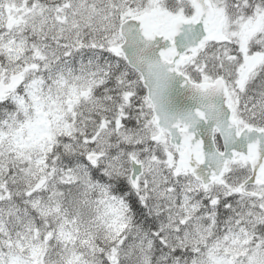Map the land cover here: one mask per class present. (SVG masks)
Here are the masks:
<instances>
[{
	"label": "snow or ice",
	"instance_id": "obj_1",
	"mask_svg": "<svg viewBox=\"0 0 264 264\" xmlns=\"http://www.w3.org/2000/svg\"><path fill=\"white\" fill-rule=\"evenodd\" d=\"M0 264H264V0H0Z\"/></svg>",
	"mask_w": 264,
	"mask_h": 264
}]
</instances>
